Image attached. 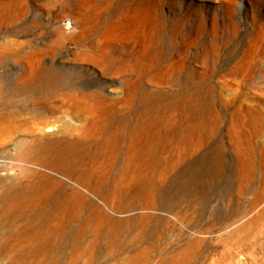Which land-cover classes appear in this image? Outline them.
Segmentation results:
<instances>
[{"label":"rangeland","instance_id":"rangeland-1","mask_svg":"<svg viewBox=\"0 0 264 264\" xmlns=\"http://www.w3.org/2000/svg\"><path fill=\"white\" fill-rule=\"evenodd\" d=\"M10 244L22 264H264V0H0Z\"/></svg>","mask_w":264,"mask_h":264},{"label":"bare ground","instance_id":"bare-ground-1","mask_svg":"<svg viewBox=\"0 0 264 264\" xmlns=\"http://www.w3.org/2000/svg\"><path fill=\"white\" fill-rule=\"evenodd\" d=\"M81 236V235H80ZM80 239V238H79ZM94 239V238H93ZM82 241H84V237L81 239ZM79 241V242H82V241ZM92 240V239H91ZM90 240V242L92 243V241ZM95 241V240H94ZM85 242V241H84ZM93 244V243H92ZM88 245V244H87ZM18 246V245H17ZM92 246V245H91ZM78 247V246H77ZM80 247H82V245L80 246ZM87 247V246H86ZM89 247V246H88ZM87 247V248H88ZM85 248V247H84ZM90 248V247H89ZM20 249V248H19ZM92 249V248H91ZM21 250V249H20ZM76 250V249H75ZM89 250V249H88ZM17 251H19V250H17ZM17 251H15V246H14V244H10L9 245V247H7V249H6V251H4V250H0V252H2V256H6L8 259H9V262H10V264H22V262L20 261V259L17 257V255H16V252ZM84 251V250H83ZM20 252V251H19ZM80 253H81V251H79ZM89 252V251H88ZM23 253V252H22ZM79 253V254H80ZM84 253H86V252H84ZM71 254H74V253H71ZM78 254V255H79ZM91 254V253H90ZM21 255V254H20ZM75 255V254H74ZM91 255H93V254H91ZM91 255H89V256H91ZM21 257V256H20ZM23 257H24V255H23ZM22 257V258H23ZM71 257V256H70ZM92 257V256H91ZM72 258V257H71ZM71 258H69L70 260H71ZM90 258V257H89ZM28 259V258H27ZM42 259V258H41ZM43 259H44V257H43ZM74 259H75V256H74ZM24 260V259H23ZM22 260V261H23ZM26 260V259H25ZM38 260V259H37ZM27 261V260H26ZM71 261H73V258H72V260ZM29 263L31 262V260L30 261H28ZM56 262H57V260H56ZM75 261H73L72 263H74ZM56 264V263H55ZM70 264V263H69Z\"/></svg>","mask_w":264,"mask_h":264}]
</instances>
